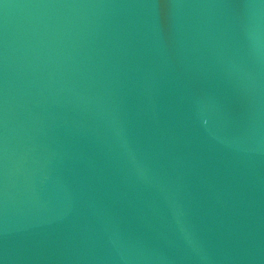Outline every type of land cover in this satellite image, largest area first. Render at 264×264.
<instances>
[{
  "label": "water",
  "instance_id": "water-1",
  "mask_svg": "<svg viewBox=\"0 0 264 264\" xmlns=\"http://www.w3.org/2000/svg\"><path fill=\"white\" fill-rule=\"evenodd\" d=\"M0 264H264V0H0Z\"/></svg>",
  "mask_w": 264,
  "mask_h": 264
}]
</instances>
